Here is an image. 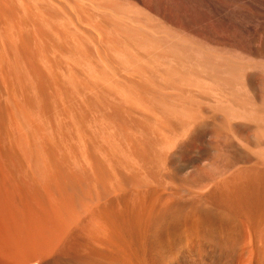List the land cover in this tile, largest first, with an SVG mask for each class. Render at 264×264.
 <instances>
[{
  "label": "bare ground",
  "instance_id": "1",
  "mask_svg": "<svg viewBox=\"0 0 264 264\" xmlns=\"http://www.w3.org/2000/svg\"><path fill=\"white\" fill-rule=\"evenodd\" d=\"M221 1L0 0V264H264V0Z\"/></svg>",
  "mask_w": 264,
  "mask_h": 264
},
{
  "label": "rangeland",
  "instance_id": "2",
  "mask_svg": "<svg viewBox=\"0 0 264 264\" xmlns=\"http://www.w3.org/2000/svg\"><path fill=\"white\" fill-rule=\"evenodd\" d=\"M221 1V0H220ZM226 1V5H229V3L231 4V5H229V6H235V5H239L240 3H241V1L242 0H237V1H239L238 3H237V1L236 0H222L221 2L223 3V2H225ZM232 1L234 2V3H232ZM213 17L210 15L209 17H206L205 18V25L207 26V27H209V26H211V27H209L210 29H215V30H219V32L221 33V35L222 36H225L227 33V29L225 28L224 29V27L223 26H221V24H219L218 22H216V20L215 19H212ZM211 19H212V21H211ZM211 21V23H210V21ZM215 20V21H214ZM215 26V27H214ZM214 27V28H213ZM217 27H219V28H217ZM188 32V33H187ZM181 33V34H180ZM225 35H224V34ZM170 35V38H174V40H177L176 42H178V40H179V42L181 43V44H183V41H181L180 39H181V36H183V35H185L184 36V38L185 39H187V38H189L191 35H192V32H191V28H189L186 24H184V23H182L181 21H180V29H178V32H177V34H175L174 36H172L171 37V33H169ZM183 34V35H182ZM190 35V36H188V35ZM167 35H168V33H167ZM176 35H177V39H175L176 38ZM180 35V36H179ZM187 36V37H186ZM180 39H179V38ZM171 40H173V39H171ZM173 40V41H174Z\"/></svg>",
  "mask_w": 264,
  "mask_h": 264
}]
</instances>
